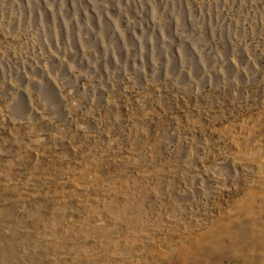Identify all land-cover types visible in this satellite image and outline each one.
<instances>
[{
    "label": "rangeland",
    "instance_id": "obj_1",
    "mask_svg": "<svg viewBox=\"0 0 264 264\" xmlns=\"http://www.w3.org/2000/svg\"><path fill=\"white\" fill-rule=\"evenodd\" d=\"M0 264H264V0H0Z\"/></svg>",
    "mask_w": 264,
    "mask_h": 264
}]
</instances>
